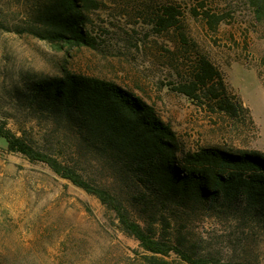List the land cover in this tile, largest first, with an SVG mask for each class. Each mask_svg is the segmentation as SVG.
<instances>
[{
	"label": "rangeland",
	"instance_id": "obj_1",
	"mask_svg": "<svg viewBox=\"0 0 264 264\" xmlns=\"http://www.w3.org/2000/svg\"><path fill=\"white\" fill-rule=\"evenodd\" d=\"M50 1L0 0V127L108 186L150 235L191 261L173 251H147L96 195L46 163L9 151L0 139V264H264V205L244 210L240 200L238 207L201 202L190 209L165 201L154 206L147 198L159 218L150 227L153 213L139 199L145 189L130 169L108 150L81 142L59 107L31 93L39 80L67 72L98 77L152 106L175 134L176 158L208 146L264 155V18H255L247 0H89L82 3L87 43L70 45L32 33L44 32ZM169 4L184 14L187 34L250 109L258 137L239 119L221 118L173 89L181 80L176 55L182 49L172 30L155 25ZM201 6L225 16L216 31L188 13Z\"/></svg>",
	"mask_w": 264,
	"mask_h": 264
},
{
	"label": "trees",
	"instance_id": "obj_2",
	"mask_svg": "<svg viewBox=\"0 0 264 264\" xmlns=\"http://www.w3.org/2000/svg\"><path fill=\"white\" fill-rule=\"evenodd\" d=\"M86 1L89 0H51L44 6L47 10L42 20L44 32L39 34L33 30L32 33L42 38L64 39L70 45L86 44L82 6ZM247 2L255 18L262 20L264 0ZM188 13L203 20L212 31L225 21L222 13L204 6L200 10L191 7ZM180 15L184 14L174 5H163L155 20L158 31L172 30L176 34L175 48L182 49L181 55H176L183 70L181 80L173 89L221 118L239 119L251 129V138L258 137L250 109L228 88L222 71L198 49ZM31 93L33 100L40 99V103L59 107L72 128L78 131L81 142L99 151L108 150L116 162L130 169L134 182L145 189L139 199L146 210L153 209L147 204V198L154 201V206L166 203L190 209L201 202L238 207L240 200L244 210L264 205V155L253 150L208 146L181 152V158H176L180 150L171 128L157 117L152 106L112 81L67 72L39 80ZM0 139L6 141L9 151L46 163L57 175L96 195L116 213L123 229L134 235L147 251L163 255L173 251L191 261L189 255L175 245L150 235L147 231L150 229L130 216L108 186L91 182L69 161L35 149L23 136L13 134L5 126L0 127ZM157 211H150L153 213L150 227L159 221Z\"/></svg>",
	"mask_w": 264,
	"mask_h": 264
}]
</instances>
